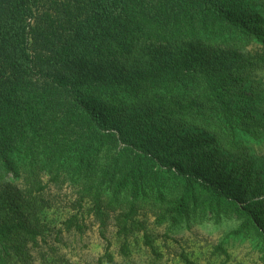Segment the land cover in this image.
I'll return each instance as SVG.
<instances>
[{
    "label": "trees",
    "instance_id": "trees-1",
    "mask_svg": "<svg viewBox=\"0 0 264 264\" xmlns=\"http://www.w3.org/2000/svg\"><path fill=\"white\" fill-rule=\"evenodd\" d=\"M241 1L0 0V264L45 235L49 185L100 226L116 213L123 234L140 213L168 228L235 217L264 258V180L243 139L264 120L241 105L264 31ZM201 153L238 183L187 165Z\"/></svg>",
    "mask_w": 264,
    "mask_h": 264
},
{
    "label": "rangeland",
    "instance_id": "rangeland-1",
    "mask_svg": "<svg viewBox=\"0 0 264 264\" xmlns=\"http://www.w3.org/2000/svg\"><path fill=\"white\" fill-rule=\"evenodd\" d=\"M241 2L246 13L256 16L258 28L264 31V0ZM250 50L259 49L253 46ZM252 77V98L245 104L241 100V105L264 120V67L253 72ZM243 139L252 167L264 180V135L258 139L244 135ZM206 155L201 153L198 161L187 165H199L203 177H221L233 185L238 183L240 172L231 173L228 164H220L219 157L210 161ZM41 203L40 217L47 227L46 233L30 247L27 258L14 264H187L185 257L194 264H264L258 238L234 233L239 225L235 217L204 218L200 222L181 219L168 228V223L158 224L150 213H140L133 223H127V234H123L116 213L100 226L90 202H80L70 187L47 186ZM70 219V223L77 221L83 227L81 232L74 225L68 226ZM107 242L111 261L104 256Z\"/></svg>",
    "mask_w": 264,
    "mask_h": 264
}]
</instances>
